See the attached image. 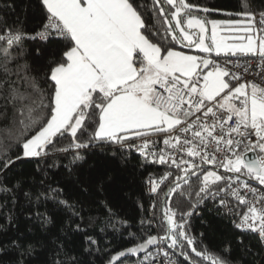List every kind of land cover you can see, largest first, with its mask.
I'll use <instances>...</instances> for the list:
<instances>
[{"label":"snow or ice","instance_id":"6c2138e0","mask_svg":"<svg viewBox=\"0 0 264 264\" xmlns=\"http://www.w3.org/2000/svg\"><path fill=\"white\" fill-rule=\"evenodd\" d=\"M40 3L46 10V23L34 36L19 27L0 33V41L7 45L0 60V118L11 116L23 136L18 144L21 154L4 158L0 172L25 158L42 159L96 141L127 145L152 163L174 168L175 175L166 172L148 181L149 192L155 194L173 177L162 206L163 235L129 233L138 242L112 255L108 264H123L121 258L132 256L139 257L136 264H165L159 258H169L173 254L169 249L188 257L185 248L210 264H229L223 257L198 251L197 238L187 231L188 218L207 200L237 217L234 226L256 234L264 245V190L259 187L264 186V72L258 74L259 84L241 82L242 76L226 65L175 47H195L208 57L212 53L216 57L258 56L264 63V10L255 13L246 5L245 11L235 14L242 18L208 20L196 13L215 9L187 0H152L151 11L166 25L161 32L152 31L155 25H146L142 11L148 9L139 0ZM26 37L45 42L59 38L63 45L59 58L51 59L39 79L31 74L30 65L19 63ZM13 47L20 48L16 55H12ZM89 128V140L80 142L78 132L88 134ZM29 132L34 134L29 136ZM154 134H162L165 148L154 150L156 141L149 139ZM65 137L71 143L57 147ZM175 152L187 158L177 157ZM79 159L77 153L73 162ZM193 178L197 182L195 202L188 211L178 212L171 199L191 198ZM141 224L149 230L153 226L151 220ZM237 239L244 243L242 237ZM0 252L7 254L6 249ZM166 264L177 262L168 259ZM192 264L200 262L193 260Z\"/></svg>","mask_w":264,"mask_h":264},{"label":"trees","instance_id":"16d2710c","mask_svg":"<svg viewBox=\"0 0 264 264\" xmlns=\"http://www.w3.org/2000/svg\"><path fill=\"white\" fill-rule=\"evenodd\" d=\"M139 2L142 8L148 9L142 11L146 25H155L152 31L162 32L166 25L162 17L151 11L152 0ZM187 2L215 9L208 14L196 13L207 16L208 20L236 18L235 14L245 11L246 5L249 6L247 10L255 13L264 10V0ZM45 23L46 10L40 0H0V33L5 28L19 27L29 36L41 30ZM5 47V42L0 41V60ZM62 47L59 38L50 37L45 42L26 37L19 63L30 65L31 74L39 79L51 59L59 58ZM175 47L204 54L181 44ZM19 51L18 47L11 49L12 55ZM14 66L15 62L11 67ZM91 131L89 128L88 134L84 135L78 132L77 139L87 142ZM22 139V128L11 116L8 120L0 118V162L21 154L18 144ZM69 143L70 137L61 138L57 147ZM77 153L82 159L73 162ZM207 167L215 170L212 165ZM166 172L176 174L169 165L152 163L128 147L99 141L88 143L86 148L69 149L66 153H55L42 159L17 161L0 172V249L7 250V254L0 252V264H12L16 260H22L23 264H108L112 255L138 242L129 233L137 237L141 233L163 235L162 206L165 197L168 199L165 193L173 177L161 184L155 194L149 192L148 180L150 176L159 179ZM220 172L223 174V169ZM190 183L191 198L173 196L171 199V206L178 212L188 211L195 202V178ZM187 190L185 186V192ZM64 201L71 207H67ZM153 203L156 205L154 209L151 207ZM142 220H151V230L141 224ZM188 220L187 231L197 238L198 251L223 257L229 264H264V245L258 242L256 234L237 229L231 216L215 202L205 201ZM238 237L243 238V244L238 242ZM225 248L230 251L225 252ZM169 250L177 264H192L193 260L210 264L207 259L197 257L190 248L184 249L188 257ZM121 259L126 264L137 262L139 257Z\"/></svg>","mask_w":264,"mask_h":264},{"label":"built area","instance_id":"2783aa9c","mask_svg":"<svg viewBox=\"0 0 264 264\" xmlns=\"http://www.w3.org/2000/svg\"><path fill=\"white\" fill-rule=\"evenodd\" d=\"M34 35H35V33L29 34V36H34ZM36 38L40 39L39 37H36ZM211 59L216 60L217 63H219L221 65H226L230 71L240 74L242 76L241 82L255 81L258 84L261 83L260 75H258V74L261 72H264V63L261 62V60L258 56L252 57V56L236 55L234 57H225V56L221 55L220 57H216V55H215ZM229 60L231 61L230 63H228ZM245 69H247V70L245 71ZM149 139H153L156 141V148L154 149L156 151H159L161 148L166 147L162 143V134H161V136H156L154 134L153 136L149 137ZM139 142H140L139 140L136 141V143H139ZM125 147H127V145H125ZM131 149L134 150L135 152H137L134 148H131ZM137 153H139V152H137ZM174 155H176L177 157L184 156V158H187L186 154H184V153L175 152ZM194 159H198V158H194ZM147 160H149L151 162V158H149ZM149 179H153V178L150 176ZM251 183L254 187L258 186L254 182H251ZM259 187H261V190H264V187H262V186H259ZM148 188H149V184H148ZM225 211H226V209H225ZM231 219L232 220H234V219L238 220V218L235 216H231ZM162 247H164V246H162ZM170 252H172V251H170ZM159 259L161 261L165 262V264H166V261L168 259L175 260L173 254L169 258H164L161 256Z\"/></svg>","mask_w":264,"mask_h":264},{"label":"crops","instance_id":"0c3cea01","mask_svg":"<svg viewBox=\"0 0 264 264\" xmlns=\"http://www.w3.org/2000/svg\"><path fill=\"white\" fill-rule=\"evenodd\" d=\"M236 18H242V17L237 16ZM212 20H219V19H212ZM226 20H228V19H226ZM223 34L224 35H231V36H234V35L235 36H237V35H243V33H223ZM193 48H195V47H193ZM177 50H181V49H177ZM181 51H184V50H181ZM184 52H186L188 54H191V55H205V54H198L196 52H189V51H184ZM215 55H216L215 53H212L211 56L210 57H207V58H212ZM237 55H241V54H237ZM206 56H207V54H206Z\"/></svg>","mask_w":264,"mask_h":264},{"label":"rangeland","instance_id":"374dc122","mask_svg":"<svg viewBox=\"0 0 264 264\" xmlns=\"http://www.w3.org/2000/svg\"><path fill=\"white\" fill-rule=\"evenodd\" d=\"M230 19H239V18H230ZM223 34V33H222ZM224 35V34H223ZM235 36V35H234ZM229 42H236V43H239V42H241V41H238V40H236V41H232V40H230ZM196 49V48H195ZM198 50V49H197ZM201 56H205L206 58L208 57V56H206V54L205 55H201ZM126 264H136V262H127Z\"/></svg>","mask_w":264,"mask_h":264},{"label":"water","instance_id":"95a60500","mask_svg":"<svg viewBox=\"0 0 264 264\" xmlns=\"http://www.w3.org/2000/svg\"><path fill=\"white\" fill-rule=\"evenodd\" d=\"M249 155L251 156V155H252V153H249ZM165 200H166V197H165Z\"/></svg>","mask_w":264,"mask_h":264}]
</instances>
